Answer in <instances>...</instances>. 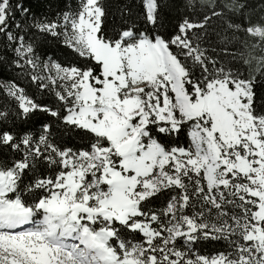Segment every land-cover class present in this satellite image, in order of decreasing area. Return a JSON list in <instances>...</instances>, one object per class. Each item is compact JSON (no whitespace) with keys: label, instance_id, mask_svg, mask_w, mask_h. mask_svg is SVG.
Here are the masks:
<instances>
[{"label":"snow or ice","instance_id":"obj_1","mask_svg":"<svg viewBox=\"0 0 264 264\" xmlns=\"http://www.w3.org/2000/svg\"><path fill=\"white\" fill-rule=\"evenodd\" d=\"M163 4L126 5L110 32L108 0H60L49 15L0 0L13 54L0 65L56 101L0 81V264H264V16L221 6L245 16L228 27L261 53L245 76L204 44L215 3L171 35ZM202 242L223 247L202 255Z\"/></svg>","mask_w":264,"mask_h":264},{"label":"trees","instance_id":"obj_2","mask_svg":"<svg viewBox=\"0 0 264 264\" xmlns=\"http://www.w3.org/2000/svg\"><path fill=\"white\" fill-rule=\"evenodd\" d=\"M195 8H186L185 0H164L163 15L165 20V31L167 34H173L177 26L181 23L185 16H189L193 19H202L205 14L210 15L209 5L215 3L217 10H222L223 15L212 17L209 20L204 44L209 47V54L219 59L222 63L233 67L243 75L248 76L253 73H257L256 62L254 58H258L261 53L253 51L242 45L241 40L246 39L242 33H234L229 29L228 24L231 23H245L246 18L242 15H236L226 8H221L222 5L229 4L231 0H194ZM248 5L247 16L252 19H258L264 16V8L261 6V0H245ZM27 3L31 6L32 11L37 15H49L58 10L60 0H27ZM110 5V15L106 21L110 32L119 30V28L127 21L126 16H122L121 12L126 11L125 6L131 5L134 9L137 8L138 0H108ZM57 45L55 42H51L48 45V55L52 58L60 57L63 59L62 54L56 51ZM235 53V58L225 52ZM243 53L244 55H241ZM12 52L9 48L5 50L3 48V42H0V56H3L6 60L12 58ZM249 59L250 63L245 64L244 59ZM39 71V69H38ZM15 79L17 83L26 87L30 95H33L38 102L47 103L52 106L56 103L54 96L51 93L41 94L37 91L34 85H31L26 78V75L20 73L18 70L8 67L5 70L4 66L0 65V81H11ZM264 92V89L261 90ZM7 103L11 107V100L4 92H0V104ZM38 117L37 119H42ZM33 131H38L39 124L36 120L31 122ZM183 135L180 137L179 142L184 143ZM161 202H157V206H160ZM215 213H213L214 215ZM222 243L220 242H202L196 247V251L202 255H214L217 250H222Z\"/></svg>","mask_w":264,"mask_h":264}]
</instances>
